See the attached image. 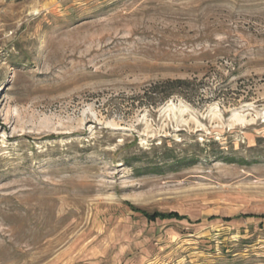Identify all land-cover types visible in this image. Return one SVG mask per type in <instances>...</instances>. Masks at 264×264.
Segmentation results:
<instances>
[{
    "label": "rangeland",
    "instance_id": "1",
    "mask_svg": "<svg viewBox=\"0 0 264 264\" xmlns=\"http://www.w3.org/2000/svg\"><path fill=\"white\" fill-rule=\"evenodd\" d=\"M0 264H264V0H0Z\"/></svg>",
    "mask_w": 264,
    "mask_h": 264
},
{
    "label": "trees",
    "instance_id": "2",
    "mask_svg": "<svg viewBox=\"0 0 264 264\" xmlns=\"http://www.w3.org/2000/svg\"><path fill=\"white\" fill-rule=\"evenodd\" d=\"M189 81L183 78H168L162 81H156L147 87L143 95L149 99V103L156 105L162 101L174 95H184V91L187 89Z\"/></svg>",
    "mask_w": 264,
    "mask_h": 264
}]
</instances>
